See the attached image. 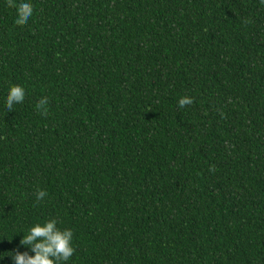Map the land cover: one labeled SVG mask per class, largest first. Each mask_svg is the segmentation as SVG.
<instances>
[{
	"label": "trees",
	"instance_id": "obj_1",
	"mask_svg": "<svg viewBox=\"0 0 264 264\" xmlns=\"http://www.w3.org/2000/svg\"><path fill=\"white\" fill-rule=\"evenodd\" d=\"M0 264H264V0H0Z\"/></svg>",
	"mask_w": 264,
	"mask_h": 264
}]
</instances>
